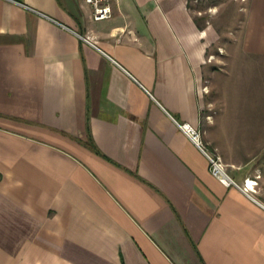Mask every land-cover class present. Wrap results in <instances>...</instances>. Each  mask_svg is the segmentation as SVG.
Returning <instances> with one entry per match:
<instances>
[{
	"label": "crops",
	"instance_id": "crops-1",
	"mask_svg": "<svg viewBox=\"0 0 264 264\" xmlns=\"http://www.w3.org/2000/svg\"><path fill=\"white\" fill-rule=\"evenodd\" d=\"M111 2L0 0V264H264V164L224 162L252 198L180 128L213 33L188 0ZM242 34L264 56V0Z\"/></svg>",
	"mask_w": 264,
	"mask_h": 264
},
{
	"label": "rangeland",
	"instance_id": "rangeland-1",
	"mask_svg": "<svg viewBox=\"0 0 264 264\" xmlns=\"http://www.w3.org/2000/svg\"><path fill=\"white\" fill-rule=\"evenodd\" d=\"M213 42L203 65L205 100L196 129L223 162L264 164V56L243 47L246 0H188ZM226 164V163H225Z\"/></svg>",
	"mask_w": 264,
	"mask_h": 264
},
{
	"label": "built area",
	"instance_id": "built-area-1",
	"mask_svg": "<svg viewBox=\"0 0 264 264\" xmlns=\"http://www.w3.org/2000/svg\"><path fill=\"white\" fill-rule=\"evenodd\" d=\"M92 6V16L95 20L108 19L113 15V5L111 0H85ZM180 128L192 139V141L204 152L209 161L210 172L217 177L225 185H233L242 190L246 195L253 198V192L255 185L257 184L256 179L246 178L243 184L235 181L230 174L227 172L226 164L222 158L209 151L206 145L201 139L199 131L188 123L180 124Z\"/></svg>",
	"mask_w": 264,
	"mask_h": 264
},
{
	"label": "trees",
	"instance_id": "trees-1",
	"mask_svg": "<svg viewBox=\"0 0 264 264\" xmlns=\"http://www.w3.org/2000/svg\"><path fill=\"white\" fill-rule=\"evenodd\" d=\"M197 23V22H196ZM198 24V23H197ZM198 26H199V24H198ZM200 27V26H199Z\"/></svg>",
	"mask_w": 264,
	"mask_h": 264
}]
</instances>
